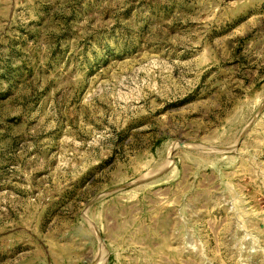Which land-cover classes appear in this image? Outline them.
<instances>
[{
  "label": "rangeland",
  "instance_id": "rangeland-1",
  "mask_svg": "<svg viewBox=\"0 0 264 264\" xmlns=\"http://www.w3.org/2000/svg\"><path fill=\"white\" fill-rule=\"evenodd\" d=\"M0 264H264V0H0Z\"/></svg>",
  "mask_w": 264,
  "mask_h": 264
}]
</instances>
